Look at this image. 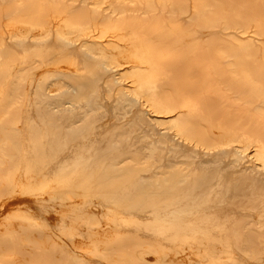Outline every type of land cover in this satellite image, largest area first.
Wrapping results in <instances>:
<instances>
[{"label": "bare ground", "instance_id": "bare-ground-1", "mask_svg": "<svg viewBox=\"0 0 264 264\" xmlns=\"http://www.w3.org/2000/svg\"><path fill=\"white\" fill-rule=\"evenodd\" d=\"M249 26L255 38L240 35ZM3 61L14 65L0 69V177L18 175L20 154L30 202L79 214H59L61 239L89 251L81 231L130 209L147 221L111 226L186 247L165 264L264 263V0H0ZM19 222L0 214V261L46 258L55 234ZM104 244L108 264H153Z\"/></svg>", "mask_w": 264, "mask_h": 264}, {"label": "rangeland", "instance_id": "rangeland-1", "mask_svg": "<svg viewBox=\"0 0 264 264\" xmlns=\"http://www.w3.org/2000/svg\"><path fill=\"white\" fill-rule=\"evenodd\" d=\"M191 10V9H190ZM190 20L189 17L184 16L183 22ZM219 23H216L217 26H214L213 28L218 30V32H221L222 30L219 29ZM185 26H188V24L185 22ZM254 28V26H249L248 27V32L244 34H240L241 36L245 37V35H250L251 37H254L255 34H252L251 31ZM204 37V36H200ZM255 38V37H254ZM14 65L13 61H3L2 63L0 62V69L1 70H6L9 71L11 70V66ZM17 130H10L9 135L15 141V143L12 144L11 153H16V152H21L22 147L24 146L23 143H17L16 138H19L17 136ZM33 148V147H32ZM16 151V152H15ZM33 154H36L33 152ZM31 155V154H29ZM18 156V162L19 166L17 167L16 170H18V175L16 176H8L7 173L2 175V181L3 185L6 186V192L4 194V201L1 202L0 206V214L7 213L9 212L11 217L18 219L22 222H19L20 224L27 225L30 229L36 230L37 232H42V231H50L55 234L54 238L56 243H52L51 246L48 248V255L46 258H37L32 261V264H108L106 258H104L103 252H106V249H103L104 243L108 240V238H114L115 237V242L117 243V246L120 247L123 251H128L131 252L134 257L139 258L140 260H146L150 261V263L153 264H158L159 262L165 264L166 262H173L177 258L183 257L186 253L180 252V250L186 249L185 246H179L180 250L177 252V250L173 248V246L167 241H162L160 244L161 245H156L152 244L150 246H146L143 244V242L146 241V233L144 230L140 229L137 231V237L136 233H134L135 226L132 223H122V224H117L116 226L113 225L109 222L110 217H120V215H124L125 218L128 220L134 219L137 222H141L143 224L145 221H147V217L144 216V213L136 211V210H130V209H125L123 211H114L113 209H107L104 210L103 212L111 214V215H104V225L103 227L100 228L99 232L91 231L89 228L82 230V237L83 240L87 243L90 244V250H76L73 248L72 243L70 241H67L65 239H61L60 235L55 233L52 229V226L54 225V222L59 219V214L61 215L60 217H68L77 219L78 218V213L72 211V210H63L61 212H58L59 214H56L54 211H51L50 213H46L43 211V208H39L38 206H35L30 202V195L32 194L33 191L28 190L26 192L25 188L19 187L18 184L20 183L19 180L22 178V175L24 173V170L27 168V161L25 159H19L21 156L20 154L16 155V158ZM31 157V156H28ZM39 163V162H38ZM15 166V162H11L10 169ZM9 169V170H10ZM8 172V171H7ZM16 178V179H15ZM21 181V180H20ZM17 184V185H16ZM14 187V188H13ZM12 188V190H11ZM16 188V189H15ZM22 188V189H21ZM20 189V190H19ZM11 190V191H10ZM31 191V192H30ZM50 191V190H49ZM10 193V194H9ZM26 195H25V194ZM28 194V195H27ZM9 195V196H8ZM20 195V196H19ZM42 196H46L45 194H42ZM10 197V198H9ZM7 199V200H6ZM80 200V197L77 195L73 201L77 202ZM95 198H90L87 200L88 202L94 201ZM23 202H27V204L30 206V208L25 207ZM98 204V202H95ZM80 212V211H79ZM121 218V217H120ZM48 225V227H47ZM50 226V227H49ZM1 234V237H7L9 232H12L11 229L5 228ZM69 231V230H68ZM68 237L71 238V236L66 233ZM130 235L131 237L135 238H140L139 240L142 241L141 243H123L119 241L121 236L123 235ZM6 235V236H5ZM12 241L14 240V237H10ZM15 243V242H12ZM146 243V242H145ZM17 245V247H16ZM16 245L14 244L15 247H11L10 245V250H15L19 251L21 250L22 247H20V244L17 242ZM193 249H199V246L193 245ZM155 247V248H154ZM30 249V253L33 252L35 254L36 251H38L37 247H32L31 245H28L27 248H25L24 251H28ZM9 250V247L8 249ZM9 250V251H10ZM23 251V250H22ZM66 255H64V253ZM199 252V251H197ZM40 263L38 262V260ZM222 260L225 262L223 264H243V261H237V260H229L227 258H222ZM12 261V260H11ZM5 263L3 261H0V264H12V262ZM188 264H219L217 260H212V263L208 260H205L203 256H199L198 258H187ZM259 262V263H258ZM173 264V263H172ZM248 264H264L260 263V261H249Z\"/></svg>", "mask_w": 264, "mask_h": 264}]
</instances>
